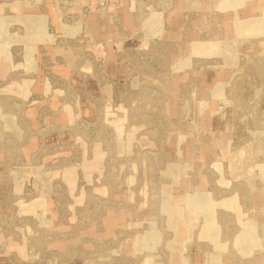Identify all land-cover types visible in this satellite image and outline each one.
Returning a JSON list of instances; mask_svg holds the SVG:
<instances>
[{"label":"rangeland","instance_id":"1","mask_svg":"<svg viewBox=\"0 0 264 264\" xmlns=\"http://www.w3.org/2000/svg\"><path fill=\"white\" fill-rule=\"evenodd\" d=\"M0 264H264V0H0Z\"/></svg>","mask_w":264,"mask_h":264}]
</instances>
